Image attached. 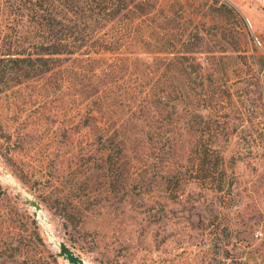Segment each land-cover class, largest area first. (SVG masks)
<instances>
[{
	"label": "rangeland",
	"instance_id": "374dc122",
	"mask_svg": "<svg viewBox=\"0 0 264 264\" xmlns=\"http://www.w3.org/2000/svg\"><path fill=\"white\" fill-rule=\"evenodd\" d=\"M184 2L195 22L187 29L209 36L201 46L236 54V71L227 80L230 90L235 88V109H223L234 116L226 122L236 127L224 152L231 182L221 191L188 183L174 193L146 186L139 174L150 170L147 165L138 174L117 169L106 177L94 161L84 166L87 150L100 146L92 142L90 126L75 129L81 114L64 108L71 96L64 97L62 68L60 77L30 82L20 91L31 107L46 98L37 108L44 141L34 150L25 145L38 139L34 132L18 129L26 117L13 105L20 101L0 99V167L39 201L55 237L89 264H264V0ZM34 15L28 0H0V45L7 40L29 49L49 37ZM67 127L71 130L64 139ZM21 130L31 136H17ZM142 130L132 146L151 154L155 143L149 141V130L145 127L147 135ZM63 150L67 155H61ZM31 210L1 177L0 264H21L34 253H50L59 264H68L56 256L57 248ZM17 245L20 254L12 255L9 247Z\"/></svg>",
	"mask_w": 264,
	"mask_h": 264
},
{
	"label": "trees",
	"instance_id": "16d2710c",
	"mask_svg": "<svg viewBox=\"0 0 264 264\" xmlns=\"http://www.w3.org/2000/svg\"><path fill=\"white\" fill-rule=\"evenodd\" d=\"M28 1L49 37L32 42L29 49L7 40L0 45V99L20 101L13 105L26 117L18 129L38 138L27 147L34 150L44 141L38 134L37 108L46 96L40 94L44 101L31 107L20 91L30 82L60 77L62 68V82L72 89H64V97L71 96L64 108L81 114L75 129L90 126L92 142L100 146L88 149L87 157L80 154L84 166L92 160L106 177L117 169L138 174L147 165L150 170L139 174L145 185L173 193L185 183L215 191L230 184L224 152L236 127L226 122L234 116L223 109H235V88L230 90L227 80L236 71V54L201 46L209 36L187 29L195 22L184 0ZM55 9L58 14L53 15ZM229 58L233 61L225 63ZM140 126L155 143L151 154L132 146ZM69 130L63 129L64 139ZM17 136L31 135L21 130ZM37 237L45 247L38 232ZM19 249L9 247L12 255H19ZM21 264L59 263L53 254L34 253Z\"/></svg>",
	"mask_w": 264,
	"mask_h": 264
},
{
	"label": "water",
	"instance_id": "95a60500",
	"mask_svg": "<svg viewBox=\"0 0 264 264\" xmlns=\"http://www.w3.org/2000/svg\"><path fill=\"white\" fill-rule=\"evenodd\" d=\"M0 171L4 179H6L9 184L16 190L17 195L22 197L23 202L31 207V212L33 217L38 220V213L42 210V206L39 201L28 191L24 190L13 178L10 177L9 173L0 167ZM46 225L43 227V232L45 233L50 245L57 248L56 256L60 257L62 260L66 261L68 264H87L84 259L78 255L70 246H68L64 241L58 240L50 230V223L45 220Z\"/></svg>",
	"mask_w": 264,
	"mask_h": 264
},
{
	"label": "bare ground",
	"instance_id": "6f19581e",
	"mask_svg": "<svg viewBox=\"0 0 264 264\" xmlns=\"http://www.w3.org/2000/svg\"><path fill=\"white\" fill-rule=\"evenodd\" d=\"M43 212H45V211H43V210H41L39 213H38V215H39V219H38V222L39 223H41V225L44 227L45 225H46V222H45V220H47V218H46V216L45 215H43ZM50 230H51V227H50ZM52 231V230H51ZM53 233V232H52ZM54 235V234H53ZM55 236V235H54ZM47 237H49V236H47ZM50 238V237H49ZM56 248V247H55ZM85 261V260H84ZM86 262V261H85ZM87 263V262H86ZM87 264H89V263H87Z\"/></svg>",
	"mask_w": 264,
	"mask_h": 264
}]
</instances>
